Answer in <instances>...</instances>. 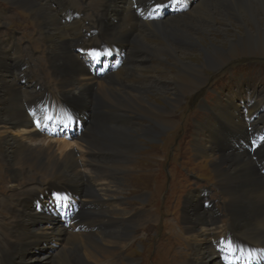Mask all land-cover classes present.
Listing matches in <instances>:
<instances>
[{"label": "bare ground", "instance_id": "bare-ground-1", "mask_svg": "<svg viewBox=\"0 0 264 264\" xmlns=\"http://www.w3.org/2000/svg\"><path fill=\"white\" fill-rule=\"evenodd\" d=\"M6 1L10 7L29 15L40 32H46L42 38L51 53L58 91L53 93L57 97H52L51 88L35 77V70L30 68L32 64L20 60L22 49L10 35L0 40V143L4 149L3 155L8 160L7 172L12 179L11 194L1 203L7 212L14 214L15 220L11 229L5 230L7 238H2L11 248V254L5 253L0 258V264H89V260L93 264L92 261L100 257L127 248L138 227L152 218L144 207L135 213L123 211L122 214H128L123 220L109 217V209L120 208L122 203L115 196L103 199L106 197L99 195L98 187H102L105 181L108 185L123 182L121 177L115 180L113 175L127 163L128 156L140 148L141 140L156 141L162 133L171 129V109L203 86L207 71L213 72L233 58L264 57V0H185L190 7L183 14L186 19L167 21L144 19L146 13L142 11L149 0H93L92 5L99 9L103 6V12L91 28L94 30L89 41H84L79 17L75 19L77 0ZM201 22L208 25L199 24ZM217 24L220 27L214 28ZM214 31L224 35V38L218 37ZM176 32L187 37L185 47L178 48L168 41L167 38L173 39ZM96 40L102 44L101 48L93 46L96 53L102 48L111 47L114 49L112 51L125 54V65L115 75L109 74L99 79L88 67L87 52L92 49L86 46L95 45ZM11 42H14L13 46ZM202 44L207 46L201 48V54L187 51ZM71 47H81V54L68 51ZM13 53L16 56L13 57ZM167 60L173 62L176 68L170 74L164 67ZM163 71L167 75H157ZM132 80L140 85L130 84ZM167 83L174 86L172 91L162 89L168 87ZM242 86L240 83L229 96L226 95V102L219 99L213 107L205 106L209 118L201 121L193 134L196 153L202 158L211 153L209 159L215 161L218 189L229 199L224 206L231 222L227 228L219 226L217 208L203 203L199 192L187 195L184 214L179 220L186 234L185 241L190 243V251L195 257L190 264H264L263 258L251 255L264 253V236L255 238L243 232L244 224L248 226L251 221H257L258 225L252 227L264 229V223L259 221L264 216V174L261 172L264 167V142L258 146L256 153H250L240 144V140L248 144L249 138H255L264 126L257 128L256 122L249 121L252 131L248 132L247 123L242 118V121L239 120L241 110L245 109L258 114L259 121H263L261 111L264 110V98L257 100L260 93L257 89L251 87L244 91ZM99 87L100 91H97ZM244 94L250 98V102L246 107L237 106ZM24 99L26 103L22 104ZM107 100L114 104L107 103ZM157 101L166 103L168 109L157 105ZM251 101L254 102L251 104ZM62 103L66 105L65 109ZM83 105L91 110L86 112V130L78 141L82 143L80 147L83 146V152L74 148V142L59 140L60 146H69V149L57 155L53 145L57 140L37 132L33 127L34 120L50 122L54 118L52 124H61L64 120L57 121L44 111L56 115L58 109L73 116L77 110H84ZM126 111H130L136 119L144 117L151 125L137 124ZM230 125L238 129V133L229 146L226 139L230 136L227 131ZM186 134H190L188 139L192 138L191 133ZM237 144L240 145L237 147ZM97 149L100 153L110 149L105 155H112L110 163L116 167L106 171L105 167L87 161L98 158L104 163L102 156L94 152ZM217 151L220 156L214 157ZM84 153H88L82 155L85 160H80L78 156ZM24 167H34L46 177L45 184L40 185L43 192L34 195L20 189L17 182L22 180L24 173L19 168ZM233 168H236L235 172ZM92 171L96 174L93 178ZM18 177L19 181L15 182ZM108 185L105 193H114V186L110 188ZM58 186L68 188L73 198L92 200L80 202L81 210L75 217L74 228H63L58 220L33 209L38 204L45 208L53 195L43 198L44 193H50ZM239 187L242 189L241 195L237 194L241 193ZM188 188L189 185L182 194ZM95 216L104 218L107 223L111 221L114 227L112 231L105 230L99 236L87 231L86 228L90 227L88 224L81 225L77 221ZM61 230L64 233L60 234ZM71 234L75 237H71ZM24 236L26 242H23ZM166 237L174 242H185L182 233L175 227L172 231H166ZM226 242L232 246L227 251L223 250ZM104 243L114 247L107 248ZM131 249H134L133 246ZM175 251L180 258L176 264H187L188 261L184 260L187 247Z\"/></svg>", "mask_w": 264, "mask_h": 264}, {"label": "rangeland", "instance_id": "rangeland-1", "mask_svg": "<svg viewBox=\"0 0 264 264\" xmlns=\"http://www.w3.org/2000/svg\"><path fill=\"white\" fill-rule=\"evenodd\" d=\"M92 1L93 0H77V7H75V9L76 13L79 15L80 25L83 29H87L90 26L94 27L95 22L103 12L101 8L103 6H100V9L98 7H94L92 5ZM201 1L202 0H200L199 2ZM8 4L9 3L6 0H0V40H4L8 35H10L13 40L17 41L22 49L20 60L26 62L27 64L31 63L32 66L30 68L35 70V77L37 79H41L39 81L41 84L45 83L47 87L51 88L50 93L52 97H57L55 94H53L54 92L58 91V87L56 88L58 82L52 69L50 59L51 53L49 48L45 44L44 39L42 38L43 34H46V32H40L37 25H35L36 23L29 15H27L20 9L10 7V5ZM86 7H88V9H86ZM183 14L186 13H181L180 16H167L162 20L167 21L170 19H186ZM199 24H202L204 26L208 25L207 22H201ZM218 27H220L219 24L214 26V28ZM86 32L90 34L91 30ZM216 34H218V37L222 39L224 38V35H222L221 33L217 32ZM88 39L89 36L86 35V40ZM167 39L171 44L178 46V48H180L181 46L185 47V44L188 43L187 37L180 32H176L173 39L169 37ZM97 44H99V41H97ZM206 46V44H202L200 47L199 45H197L193 48H188L187 51L201 54V48ZM72 50L75 54H77L76 48L71 47L68 51ZM181 51L182 50H180V52ZM12 56L14 57L16 56V54L13 53ZM155 58L157 57H153V59ZM134 66H136V64H134ZM164 67L166 68L168 73L170 71L174 72L172 69L175 68V64L167 60V65H165ZM112 74L115 75L114 73ZM165 74V71L159 72V74L157 73V75H159L160 77H163ZM131 79H133V76L131 77ZM10 82L12 81L10 80ZM129 83L132 85H140L133 82V80ZM240 83L243 85L242 88L244 91H248L252 87L260 92L258 95L260 96L259 99L264 98V57L243 56L240 58H233L221 68L216 69L213 72L207 71L205 82L202 84L203 86L201 85L202 87L192 95L190 94L188 95V97H184L176 106V108L171 109L172 116H170V118L173 123L171 129H168L164 133H162V136L160 135L156 141H149L146 139L140 141L139 139L140 148L135 151L133 155L130 154L126 161L127 163L121 166L120 171L117 172L118 174L116 173L113 175L115 180H118V178L121 177L123 182L121 184L115 182L114 184L108 185V183H105V181L103 182L104 185H102V187H98L99 195L106 197L103 199H107L110 197L112 198L115 196L119 200V202L121 201L122 203V207L120 208L109 209V217H112L116 220H123L128 215L122 214L123 211L135 213L138 212V210L143 209L144 207L147 213L152 214V218L151 220L146 221L144 224L138 227L133 240L128 242L127 248L114 251L112 255L100 257L97 261H92L93 264H176L179 262L178 260H180V258L176 256L177 252L175 250L184 249L185 246L187 247V252L184 251L186 253L184 260L188 261L187 264H190V262L193 261L195 257L192 251H190V243L188 241H185L186 234L184 233L180 225L179 217L182 218L184 214V203L187 195L189 193L197 192L198 190H209L206 192V201H211L212 203H214V205L222 213V217L218 225L223 226L224 228L228 227L231 222L230 215H227L226 211L223 210V205L228 203L229 199L227 197H224L218 189L219 178L214 168L215 161L209 159L211 153H209V156H206L207 159L202 158L196 153L194 149L195 140L193 134L196 133L199 123L209 118V114L205 110V106L213 107L219 99H222V101L226 102V95L229 96V93L232 90L236 89V87ZM167 84L168 87L162 89L166 90L167 92L172 91L174 86L170 85V83ZM212 85L214 86L212 87ZM99 86L101 87V84ZM100 87L97 91H100ZM167 92H165V94ZM100 98L106 99L105 96H101ZM256 99L258 100V97ZM239 100H241L239 101L240 105L237 104V106L240 107L243 105L244 107H246V105L250 102V98L245 94L243 97L239 98ZM252 102L254 101H251V104ZM25 103L26 101L24 99L22 104ZM107 103L114 104L109 100H107ZM155 103L164 109H168L166 103L159 101ZM44 109L48 108L44 107ZM262 109H264V107ZM87 110L88 112H91V110L89 111L88 108ZM61 113L66 118H68L69 115L66 114V112L61 111ZM127 113L133 121L137 122V124L139 123L142 125H151L150 122H148V120H146L144 117L142 119H136L135 116L130 113V111H126V114ZM241 113L242 114L239 116V120L242 121L243 119L247 123L248 132H251L252 126H250L249 117L254 112L243 109L241 110ZM261 113L262 117H264V110L261 111ZM84 118L86 119V117ZM85 122H87V120H85ZM256 123L257 128H259V126H264V120L259 121V118L256 120ZM0 127H2V125H0ZM35 130L37 131V129ZM227 131L230 136L225 139L226 141H228L230 146L237 138L238 129H235L233 125H230L227 128ZM188 132L192 135V138L190 139H188L190 134H186ZM261 132L264 133V129H261ZM197 136L198 134L196 135V138ZM135 137L137 138L138 135H135ZM53 139L57 140L54 141L55 143H53V145L55 146V153L57 155H60L64 150L68 151L69 149V146L67 148H65V146H60L59 140L74 142V148L80 153L83 152V146L82 148L80 147V144L82 143L78 142V139H76L75 141H70L68 139L58 138L57 136ZM240 144L243 146V148L244 145H246L244 140H240ZM240 144H237V147ZM67 145L70 144L67 143ZM110 151V149L109 151L108 149L104 150L103 153H100L98 149L94 151L102 156L104 163H102L98 158H94L93 160L88 159L87 161H89L91 164L105 167L106 171H109L116 167L110 163V161H112V155H105V152ZM3 153L4 149L0 143V258H2L5 253L9 255L11 254V248L7 246L4 239L2 238H7L5 230L7 228L11 229L15 221L13 217L14 214L12 212H7L5 207H2L1 203L2 200L7 199V197L11 194L9 190L11 187L10 183L12 181L10 175L7 172L9 170L7 162L8 160L7 157L3 155ZM87 154L88 153H86V155ZM82 155L86 156L84 153L79 155L78 158L80 160H85ZM219 156L220 154L217 151L214 157ZM214 159L216 160L217 158ZM19 170L24 173V176L21 181L18 180L20 178L18 177L15 182L19 181L17 183H19L18 185L21 190L30 191V193L34 195L36 193L39 194L43 192V189L40 188V185L42 183L45 184L46 177L42 173H40L34 167H24V169L19 168ZM233 170L235 172L236 168H233ZM91 174V178L96 176L93 171L91 172ZM103 174L107 175L108 172H103ZM240 183L241 181L238 182V186L240 185ZM106 185L110 186V188L113 185V190H115V192L112 194H106ZM187 185H189V188L187 189L188 191L183 195L182 191L186 188ZM63 188H65L66 192H69L66 187L58 186L55 187V190H53L51 193H49L48 191L47 193L45 192L43 198H49L51 194H58L57 191L60 192V189ZM244 189L245 188H243V190ZM237 194L241 195L242 189L241 193ZM42 201H44V199ZM82 201L92 202L91 199L88 201L87 198H82ZM97 203L98 201L95 204ZM33 209H36L35 205ZM93 210L94 209H92L91 211ZM59 214V212H56L54 215H52V218L58 220L62 227L66 224H68L69 227L74 226V221L67 222L64 219H58ZM129 218L130 217H128V219ZM77 221L81 225L88 224L90 226L89 228L84 227L83 230H85L86 228L87 231H92V233H96L99 236L105 230L111 232L114 228L113 224H111V221H109L110 223H107L104 218L98 216H95L94 218H88L86 220L84 218L79 220L77 219ZM259 221L264 223V216H262ZM256 222L257 221H251L248 226L244 224L243 232L249 236L252 235L255 238H263L262 236H264V229L262 227H252V225L258 226ZM174 227L178 229V232L182 233V239L184 238L186 244L181 240H176L174 242L172 238L169 239V237H166V231H172ZM61 233L64 232H62L61 230L60 234ZM174 235L175 234H171V236ZM176 236H178V234ZM71 237L75 236L71 234ZM8 239H10V241H13L11 237H8ZM26 239L27 238L24 236L23 242H26ZM123 241L124 238L122 242ZM55 244L59 245L58 243ZM104 246L107 248L114 247L111 244L109 245L105 243ZM131 246H133V250H129ZM178 251L182 252V250ZM88 262L89 264L91 263L90 260L87 261V263ZM48 263L50 264V262Z\"/></svg>", "mask_w": 264, "mask_h": 264}]
</instances>
